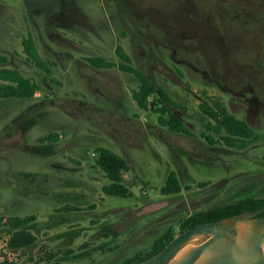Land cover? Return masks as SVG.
<instances>
[{
    "label": "rangeland",
    "instance_id": "obj_1",
    "mask_svg": "<svg viewBox=\"0 0 264 264\" xmlns=\"http://www.w3.org/2000/svg\"><path fill=\"white\" fill-rule=\"evenodd\" d=\"M0 2L10 7L9 45L18 57L9 67L40 86L32 99L0 98V216H37L31 227L36 244L9 252V263L121 262L150 249L167 228L178 231L180 220L195 211L264 194V0H79L90 26L76 14L66 28L53 22L51 38L45 11L25 0ZM27 33L52 68V80L27 59L21 42ZM141 40L156 51L149 70V55L136 60ZM118 46L182 106L175 112L193 136L170 131L137 105L135 75L87 61L99 56L118 63ZM244 85H252L260 103L250 120L233 100V90ZM202 102L223 104L259 140L243 150L228 147L206 128ZM52 132L59 142L41 140ZM99 147L127 160L131 196L103 191L110 181L96 166ZM171 171L183 190L162 195ZM9 236L2 221L0 241ZM208 238L195 241L199 246Z\"/></svg>",
    "mask_w": 264,
    "mask_h": 264
},
{
    "label": "trees",
    "instance_id": "obj_2",
    "mask_svg": "<svg viewBox=\"0 0 264 264\" xmlns=\"http://www.w3.org/2000/svg\"><path fill=\"white\" fill-rule=\"evenodd\" d=\"M24 51L28 60L37 68L42 70L46 77L52 80V68L48 62L40 55L35 39L32 35L23 40ZM120 62L116 63L103 57L93 56L87 58L89 64L97 69H112L118 67L125 73L135 75L139 81V88L132 92V97L137 105L147 111L158 115V122L161 126L168 128L175 133L193 136L191 129L182 118L175 112L182 106L171 98L162 88L158 87L144 72L132 64V58L122 46L116 49ZM0 98H23L32 99L40 90L39 84L31 77L23 75L18 69L0 70ZM154 100L151 101V98ZM203 119H208L206 128L219 136V141L231 148L243 150L248 148L251 143L259 140V134L245 121L238 119L228 109L220 103L209 105L207 102L200 104ZM60 135L56 132L41 138L42 141L57 143ZM206 138L215 143L213 138ZM96 166L100 168L110 181L103 186V191L110 196L129 197L132 195L130 186L125 180V174L130 171L127 160L113 150L106 147H99L96 150ZM183 190L182 182L175 171H171L165 184L160 188L162 195L172 196L181 193ZM264 208V194L259 197H247L236 202L219 205L208 210L195 211L182 218L179 223V230L167 228L158 237L150 249L138 251L132 257L121 262L109 264H139L155 256L162 251L178 234L183 233L200 224H206L236 216L246 212H253ZM260 216H264L262 213ZM37 216L32 214L25 217L11 216L5 218L0 216V223L6 222L9 227L10 236L8 238L9 249L13 251L24 250L36 244L37 237L31 231ZM52 256V255H51ZM0 264H11L8 261Z\"/></svg>",
    "mask_w": 264,
    "mask_h": 264
},
{
    "label": "water",
    "instance_id": "obj_3",
    "mask_svg": "<svg viewBox=\"0 0 264 264\" xmlns=\"http://www.w3.org/2000/svg\"><path fill=\"white\" fill-rule=\"evenodd\" d=\"M262 213L264 208L200 224L178 234L162 251L139 264H168L186 242L203 235L209 236L208 240L192 249L176 264H195L206 251L213 255L202 264H264V261L259 262L264 259L261 252L264 248ZM232 228L241 230L231 231Z\"/></svg>",
    "mask_w": 264,
    "mask_h": 264
},
{
    "label": "flooded vegetation",
    "instance_id": "obj_4",
    "mask_svg": "<svg viewBox=\"0 0 264 264\" xmlns=\"http://www.w3.org/2000/svg\"><path fill=\"white\" fill-rule=\"evenodd\" d=\"M25 1H26L28 6L30 4L29 7L33 8V6H34V8H36L39 12H44V11L46 12V14H47L46 20H45L46 22H45L44 26L46 28V31L48 32L49 37L51 36L50 31H49V26H53V22H55V23L59 22L62 24L63 27L65 26L64 28H66L68 26L67 25L68 22H70L72 20H76L74 18L76 14L83 15L81 8H79L77 5L79 0H32L31 3L29 2L30 0H25ZM7 10H8V12H7ZM84 15L82 16V18H83L82 22L88 28L90 25L84 21V17H85ZM5 19H7L6 23H5ZM9 22L12 23V15L10 14V7H8L4 3L0 2V70H2V69H18V68L9 67V66H13L15 61H16L15 58H18V57H15V52L10 48V45H12V39L11 40L9 39L8 34L11 33L12 24H10ZM78 22H79V20H78ZM1 23H2V27H1ZM56 26H58V25H56ZM138 34L142 37L144 33L138 29ZM29 35H32V34L27 33L22 38V41H21L22 45H23V40L25 38L29 37ZM157 38L158 37L155 36V40ZM163 44H164V42H163ZM146 45H148V46H146ZM145 46H146V48H145ZM155 47L158 50H160V48H161V46L157 43H155ZM163 47H165V45H163ZM23 49H24V45H23ZM139 49H140V55L136 56L137 62H139L141 59H143L144 56L149 55L150 61L148 62V70H149V67L151 69L152 61H157V55H156L155 49H153V46L151 44H148L146 42V40L140 41ZM180 51H181L182 56H186V57L188 56L189 52L187 50L180 49ZM160 52L162 53L161 50H160ZM175 55H178V50H176V49L174 50V57H175ZM27 59H28V57H27ZM139 70H141V69H139ZM19 71L23 74V72L21 70H19ZM3 82L4 81L0 80V83H3ZM248 94H250V96ZM233 100H235V103L238 104L239 107H242L246 110V112H247L246 114H247V117L249 120H250V118L253 119L257 115V113L259 112L260 103L258 101V95H257V92L255 91V89L252 87V85H250V87H248L247 85H244L242 90L239 93H236L233 90ZM247 104H249L251 107H256V110H248L246 108ZM233 111H234V108H233Z\"/></svg>",
    "mask_w": 264,
    "mask_h": 264
},
{
    "label": "bare ground",
    "instance_id": "obj_5",
    "mask_svg": "<svg viewBox=\"0 0 264 264\" xmlns=\"http://www.w3.org/2000/svg\"><path fill=\"white\" fill-rule=\"evenodd\" d=\"M239 230H241V228H238ZM238 229H231L232 230H238ZM234 239H231V242H233ZM236 241V240H235ZM198 246L197 242L195 241V238L189 240L188 242H186L184 244V246L176 253V255L174 256V258L168 263V264H176L177 262H179L186 254H188V252H190L192 249L196 248ZM261 252L264 253V248L261 249ZM212 253L210 251H206L205 253H203L201 255V257L197 260V262L195 264H202L207 262L208 260H210L212 258ZM264 261V259H260L259 262Z\"/></svg>",
    "mask_w": 264,
    "mask_h": 264
},
{
    "label": "built area",
    "instance_id": "obj_6",
    "mask_svg": "<svg viewBox=\"0 0 264 264\" xmlns=\"http://www.w3.org/2000/svg\"><path fill=\"white\" fill-rule=\"evenodd\" d=\"M0 242H3L4 243V244L0 245V259H1L0 261L1 262H3V261H10V262H12V259L9 258V255H10L9 252H14V251H12L11 249H9L8 239H5V240L0 241Z\"/></svg>",
    "mask_w": 264,
    "mask_h": 264
}]
</instances>
